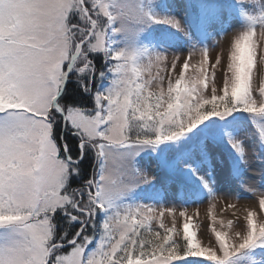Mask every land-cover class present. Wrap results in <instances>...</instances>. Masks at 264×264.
Here are the masks:
<instances>
[{"label": "snow or ice", "instance_id": "obj_1", "mask_svg": "<svg viewBox=\"0 0 264 264\" xmlns=\"http://www.w3.org/2000/svg\"><path fill=\"white\" fill-rule=\"evenodd\" d=\"M262 41L264 0H0V264H264Z\"/></svg>", "mask_w": 264, "mask_h": 264}, {"label": "rangeland", "instance_id": "obj_2", "mask_svg": "<svg viewBox=\"0 0 264 264\" xmlns=\"http://www.w3.org/2000/svg\"><path fill=\"white\" fill-rule=\"evenodd\" d=\"M231 39V33H228L221 41V47L227 46L228 41ZM212 43L211 41L209 42ZM261 46H264V41L261 42ZM219 49L211 50L210 49V57L214 59L215 55ZM184 55H187L185 51ZM198 58V54L197 57ZM171 59V58H170ZM195 62V60H193ZM157 71H160V74L165 76V87L167 84V78L175 79L176 72H172L170 69V65L165 67L161 65L158 68L153 67L152 73L155 75ZM185 75L188 77L194 76L192 69L189 68ZM264 80V66L257 64L254 70L253 76V87H258L261 81ZM239 197V198H237ZM253 203V198L251 193L241 190L239 193L233 192L231 195L229 194L226 187L223 185L220 189H218L217 198L213 201L210 200L207 196L204 198H195V202H190L187 205H184L178 198L177 202V215L179 210H182L183 207H187V211L189 215L196 214L194 217L193 223L197 225L193 230L197 231V238L202 239L204 243H207L208 239L213 236L210 231V225L213 223L212 216H215V223L217 229H220V221H227L228 219H234L233 213H237V215H242L244 209H246L250 204ZM230 205H235V208L230 207ZM167 222V218H166ZM180 225L182 226V220L180 221Z\"/></svg>", "mask_w": 264, "mask_h": 264}]
</instances>
